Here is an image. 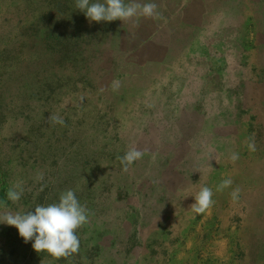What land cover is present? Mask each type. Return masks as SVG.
I'll return each mask as SVG.
<instances>
[{"label":"rangeland","instance_id":"obj_1","mask_svg":"<svg viewBox=\"0 0 264 264\" xmlns=\"http://www.w3.org/2000/svg\"><path fill=\"white\" fill-rule=\"evenodd\" d=\"M152 2L158 5L156 18L90 22L76 0H0V203L6 204L0 212L58 203L66 190L89 212L88 223L76 231L79 252L59 260L37 253L33 241L25 243L15 227L0 223V264H234L236 244L262 257L261 128L255 153L242 158L249 168L239 163L235 185L218 191L216 199L242 214L243 228L234 215L217 233L215 224L198 221L208 232L181 236L180 250L172 235H133V175L117 159L129 149L133 74L144 68L163 81L184 56L192 58L190 69L211 66L222 72L232 64L239 86L221 96L237 114L247 111V95L256 99V85L264 83V0ZM159 93L169 100L170 86L159 87ZM165 109L171 110L168 102ZM50 115L64 124L51 123ZM38 172L44 176L39 182ZM15 183L23 195L12 203L6 192ZM237 188L234 201L230 193ZM151 207L156 215L165 210L163 204ZM143 222L162 224L159 218Z\"/></svg>","mask_w":264,"mask_h":264},{"label":"crops","instance_id":"obj_2","mask_svg":"<svg viewBox=\"0 0 264 264\" xmlns=\"http://www.w3.org/2000/svg\"><path fill=\"white\" fill-rule=\"evenodd\" d=\"M191 59L182 57L181 65L168 69L163 81L153 72L139 68L133 74V85L128 87L133 90V127L127 130L126 145L144 152L141 159L129 166L133 175V235L145 238L155 234L172 235L173 245L180 243L181 236L199 237L207 233L206 227L197 225L201 220L215 224L217 233L228 217L232 216L234 222V215L243 228L246 221L238 210L231 212L232 209L217 203V187L225 179L232 181L231 187L235 185L237 165L249 168L242 158L255 153L247 147L250 138L259 139L260 128L264 138V83L256 85V99L247 95V111L237 114L221 96L239 86L233 82L232 64L222 72L211 66L190 69L187 63ZM170 79H176L177 83L168 84ZM166 85L170 86L169 100L159 93V87ZM167 102L170 112L165 109ZM221 103L226 107L222 108ZM115 138L125 141L121 136ZM234 152L239 154V159L232 162L229 157ZM202 186L212 189L214 203L203 214H195L190 206ZM152 204H163L165 210L159 215L151 213ZM149 218H159L162 224H145L143 219ZM186 221L193 225L186 228ZM178 222L183 223V228ZM181 246L178 245V250ZM258 246L264 247V243ZM234 247V264H264V250L262 257L254 258L250 246L236 244Z\"/></svg>","mask_w":264,"mask_h":264},{"label":"clouds","instance_id":"obj_3","mask_svg":"<svg viewBox=\"0 0 264 264\" xmlns=\"http://www.w3.org/2000/svg\"><path fill=\"white\" fill-rule=\"evenodd\" d=\"M76 9L82 11L87 19L92 22H111L114 20L134 21L140 17L156 18L159 16L158 5L152 0L141 3L139 0H103V2H92V0H76ZM49 121L53 124H64V120L57 115H50ZM247 147L250 151H255L254 137L250 138ZM144 152L136 147H130L122 156L117 157L123 166L124 172L128 171L135 161L141 159ZM232 162L239 159L238 153H232L229 157ZM36 181L44 179L43 173L38 172ZM230 179L223 180L217 190H223L231 185ZM42 190V188H41ZM23 195V187L20 183H15L6 192V198L12 203L20 201ZM235 201L239 196V189L230 193ZM213 192L208 186H202L195 194V203L190 206V210L195 214H202L213 205ZM6 208V204L0 203ZM89 212L87 208L80 204L76 194L72 190H66L59 196L58 203L48 205H37L34 211L23 212H0V223L13 226L18 230L24 242L33 241V249L39 252H46L53 259L68 258L77 254L80 248V240L76 231L88 223Z\"/></svg>","mask_w":264,"mask_h":264}]
</instances>
